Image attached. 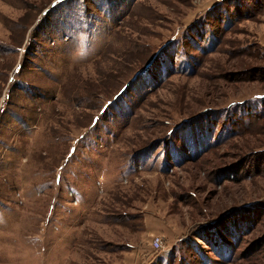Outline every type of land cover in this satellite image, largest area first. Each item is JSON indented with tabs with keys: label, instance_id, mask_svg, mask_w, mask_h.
<instances>
[{
	"label": "rangeland",
	"instance_id": "374dc122",
	"mask_svg": "<svg viewBox=\"0 0 264 264\" xmlns=\"http://www.w3.org/2000/svg\"><path fill=\"white\" fill-rule=\"evenodd\" d=\"M0 264H264V0H0Z\"/></svg>",
	"mask_w": 264,
	"mask_h": 264
},
{
	"label": "built area",
	"instance_id": "2783aa9c",
	"mask_svg": "<svg viewBox=\"0 0 264 264\" xmlns=\"http://www.w3.org/2000/svg\"><path fill=\"white\" fill-rule=\"evenodd\" d=\"M155 246H156L157 248H159V247L161 246V241H160V239H156V241H155Z\"/></svg>",
	"mask_w": 264,
	"mask_h": 264
}]
</instances>
